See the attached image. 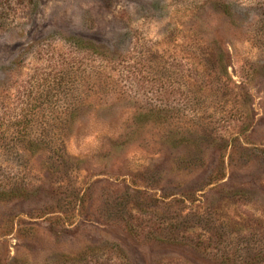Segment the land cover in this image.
I'll return each instance as SVG.
<instances>
[{
	"label": "rangeland",
	"instance_id": "374dc122",
	"mask_svg": "<svg viewBox=\"0 0 264 264\" xmlns=\"http://www.w3.org/2000/svg\"><path fill=\"white\" fill-rule=\"evenodd\" d=\"M0 264H264V0H0Z\"/></svg>",
	"mask_w": 264,
	"mask_h": 264
}]
</instances>
